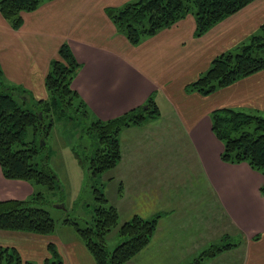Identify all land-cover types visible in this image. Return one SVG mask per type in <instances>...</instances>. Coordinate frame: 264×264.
I'll return each instance as SVG.
<instances>
[{
  "label": "crops",
  "instance_id": "obj_1",
  "mask_svg": "<svg viewBox=\"0 0 264 264\" xmlns=\"http://www.w3.org/2000/svg\"><path fill=\"white\" fill-rule=\"evenodd\" d=\"M131 1H42L21 12L16 28L0 13L2 76L36 99L47 98L46 72L65 42L80 64L70 85L93 118L111 119L152 97L158 117L120 131L121 157L102 176L101 189L119 222L157 216L151 239L125 264H190L224 237L236 245L201 264H264V175L246 161L221 159L223 143L210 114L231 107L264 115V68L206 95L186 89L217 54L257 31L264 0H251L202 35L195 34L191 13L133 44L105 12ZM0 181L8 192L0 199H23L34 190L26 180L4 178L1 170ZM258 204L257 215L251 206ZM110 234L116 236L115 230ZM49 241L62 264H96L72 228L48 237L0 229V245L14 247L24 260L48 257Z\"/></svg>",
  "mask_w": 264,
  "mask_h": 264
},
{
  "label": "trees",
  "instance_id": "obj_2",
  "mask_svg": "<svg viewBox=\"0 0 264 264\" xmlns=\"http://www.w3.org/2000/svg\"><path fill=\"white\" fill-rule=\"evenodd\" d=\"M42 1L48 0H0V13L12 28H16L22 23L21 12L36 9ZM250 1L132 0L120 7H108L105 12L117 30L133 44L191 13L196 20L195 34L202 35ZM79 65L68 44L60 45L57 57L51 60L46 72L44 85L48 95L45 99H36L25 88L9 84L0 68V170L4 178L26 180L34 188L33 193L23 199H0V229L35 234H51L58 229L50 211L44 207L45 193L61 191L62 185L48 166L47 155L42 154L39 160L36 158L42 153L45 137L55 120L70 119L76 134L79 131V135L87 139L77 137L70 145L78 163L86 166L87 177L94 181L92 189L97 204L82 226L75 218L67 216L62 217L59 224L72 225L76 237L89 250L96 264H125L149 242L157 225V216L133 215L129 220L119 222V212L101 189V176L114 168L121 157L120 131L158 117L159 110L149 97L144 105L111 119L93 118L70 85ZM263 68L264 23L235 48L217 54L205 72L186 89L206 95ZM27 103H31L30 108L25 107ZM210 114L212 130L223 143L221 159L230 163L246 161L264 175V117L231 107L218 108ZM28 128L33 137L26 140ZM260 192L264 196V181ZM114 230L121 241L110 250L107 240ZM235 245L224 237L219 243L203 249L190 264H201L204 258H211ZM47 250L44 264H62L53 242H48ZM0 264L36 262L22 259L14 247L0 245Z\"/></svg>",
  "mask_w": 264,
  "mask_h": 264
},
{
  "label": "rangeland",
  "instance_id": "obj_3",
  "mask_svg": "<svg viewBox=\"0 0 264 264\" xmlns=\"http://www.w3.org/2000/svg\"><path fill=\"white\" fill-rule=\"evenodd\" d=\"M30 104L27 103L25 107L30 108ZM261 116L264 117V115ZM73 125V121L70 119L55 120L48 131L49 134L45 137L43 143L45 144V147L42 149V153L39 157L36 158L39 160L42 157V154L47 155L46 162L57 175L58 179H60V183L62 185L61 191L55 192L54 194L48 193V191L45 193L47 202L44 207L48 209L52 215V218L57 226L56 228H58L56 232H58L62 227H65L67 231L72 228V225L61 226L59 224L60 219L65 216L75 218L77 223L82 226L85 220L88 219V217L90 218L93 208L97 204L94 199L92 189L94 181H91L87 177L86 166L82 165L81 162L78 163L75 155L72 153V145L69 144L73 140H76L77 137L79 140L81 138H85L79 135V131L76 134L74 131L75 127L73 128ZM32 137V130L28 128L26 140L32 139ZM39 142L41 143V141ZM5 188L6 187L3 186V182L0 181L1 195H8V192L4 191ZM249 198L250 197L247 199ZM63 204H65V206ZM257 206L252 205L251 207L254 209V213H257L258 215L259 213H262V208L259 204ZM237 217L242 219L245 218V215L242 216V214L239 213L237 214ZM42 235L44 237H48L50 234L48 233ZM110 235L111 236L107 240V247L111 250L115 248L119 241H121V237L119 235ZM67 236H70V234L66 232L63 237L65 238ZM227 240L233 242L232 239ZM16 242H18V240ZM17 247H19V245H17ZM42 259V261L37 259L34 262H36V264H44V258ZM145 264L150 263L145 262Z\"/></svg>",
  "mask_w": 264,
  "mask_h": 264
}]
</instances>
